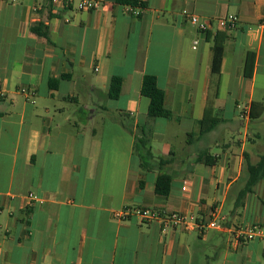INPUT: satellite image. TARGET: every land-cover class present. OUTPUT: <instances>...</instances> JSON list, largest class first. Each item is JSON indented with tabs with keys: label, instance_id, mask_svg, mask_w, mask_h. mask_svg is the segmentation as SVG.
Instances as JSON below:
<instances>
[{
	"label": "crops",
	"instance_id": "1",
	"mask_svg": "<svg viewBox=\"0 0 264 264\" xmlns=\"http://www.w3.org/2000/svg\"><path fill=\"white\" fill-rule=\"evenodd\" d=\"M136 1L80 11L59 0H0V264H264V240L236 237L264 224V178L242 198L247 164L264 155V113L250 115L264 105V0ZM185 11L212 34L219 19L239 16L222 31L219 75L212 41ZM145 75L157 78L174 119L150 121L152 153L167 163L154 159L143 172L135 140L149 122ZM207 108L221 122L189 137ZM206 151L214 166L197 161ZM162 173L172 176L167 196L156 193ZM127 208L205 223L220 210L227 228L164 230L118 217Z\"/></svg>",
	"mask_w": 264,
	"mask_h": 264
},
{
	"label": "trees",
	"instance_id": "2",
	"mask_svg": "<svg viewBox=\"0 0 264 264\" xmlns=\"http://www.w3.org/2000/svg\"><path fill=\"white\" fill-rule=\"evenodd\" d=\"M118 3L124 5H138L136 0H117ZM207 40L212 41L213 46V62H212V73L219 75L221 73V67L223 63L225 41L228 37L226 32L218 31L212 34L209 31L204 32ZM256 63V53L249 51L246 54L245 64H244V76L251 78L255 70ZM50 86L55 87L56 81L50 82ZM122 79L119 77H114L111 80L109 87V97L111 99L119 98L121 94ZM141 94L150 100L148 109V119L149 122L143 126H137V135L135 140V150L138 152L141 159V169L144 171H149L151 165L144 163L145 158L155 159L150 144L153 135V129L150 125V121L157 118L171 120L174 119L173 112L168 109L165 105V92L159 87L157 78L152 75H145L142 83ZM260 106V112L257 115H252L253 119L259 118L264 113V105L258 104ZM220 119L214 116L213 110L207 108L202 120L198 122V132L190 134L189 137H201L209 132H211L219 123ZM131 133H133L131 131ZM264 140V136H262ZM197 161L205 164L206 166H214L217 163V158L210 154L208 151L202 152L198 155ZM167 161L163 158L158 159L159 166L166 164ZM247 170L249 174L248 182L245 189L242 192V198L250 193L253 187L264 178V155L260 157L257 164H247ZM172 176L167 173H162L158 176L156 180V193L161 196H167L171 190Z\"/></svg>",
	"mask_w": 264,
	"mask_h": 264
},
{
	"label": "built area",
	"instance_id": "3",
	"mask_svg": "<svg viewBox=\"0 0 264 264\" xmlns=\"http://www.w3.org/2000/svg\"><path fill=\"white\" fill-rule=\"evenodd\" d=\"M57 2V0H54ZM63 2L66 7L73 6L80 11H94L105 8L106 0H59ZM132 10V9H131ZM188 20L191 24L197 26L201 33L209 31V23L201 21L199 16L185 11ZM240 23L239 16L235 14H229L218 20L220 31H229L236 29ZM199 41H195V46L198 45ZM24 94L29 92L23 90ZM5 97V90L0 84V100ZM34 198V196H30ZM131 215L138 216L142 221L147 222H159L164 230L176 227H182L187 231H204L206 228L222 230L226 229L227 218L223 215L220 210H215L211 214L210 220L205 223L204 220L198 219L194 216H189L180 212H160L150 208L130 209L127 208L122 212H119L118 217L128 218ZM236 237L241 238L246 242L264 240V224L253 223L245 225L236 231Z\"/></svg>",
	"mask_w": 264,
	"mask_h": 264
},
{
	"label": "rangeland",
	"instance_id": "4",
	"mask_svg": "<svg viewBox=\"0 0 264 264\" xmlns=\"http://www.w3.org/2000/svg\"><path fill=\"white\" fill-rule=\"evenodd\" d=\"M257 94H258V90H257ZM155 160H158V158H155ZM151 162H152V159H150V158H145V160H144V163L149 165V166L151 165ZM144 172H146V171H144Z\"/></svg>",
	"mask_w": 264,
	"mask_h": 264
}]
</instances>
